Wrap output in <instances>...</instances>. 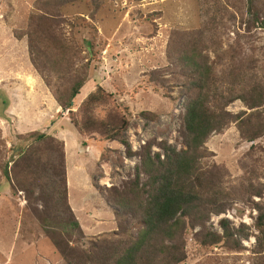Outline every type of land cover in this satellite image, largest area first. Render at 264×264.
<instances>
[{
    "label": "rangeland",
    "instance_id": "374dc122",
    "mask_svg": "<svg viewBox=\"0 0 264 264\" xmlns=\"http://www.w3.org/2000/svg\"><path fill=\"white\" fill-rule=\"evenodd\" d=\"M48 1L0 0V264H67L41 228L42 201L30 200L11 170L14 148L26 146L30 140L24 136L33 131L63 146L68 203L83 235L70 246L86 251L94 244L98 250L124 232L136 237L141 221L109 205L107 189L120 190L134 178L145 145L161 159L162 144L181 147L187 98L177 86L183 81L173 73L177 66L167 58L173 31L206 25L214 30L216 22L207 38L216 48L209 55L217 71L235 68L247 75L248 86L264 87V0H254L252 7L247 0L69 1L54 8L61 22L47 31L48 37L37 39L36 56L26 31ZM47 62L65 68L54 72ZM77 79L84 84L72 108L63 109L51 87L67 88ZM98 90L103 101L87 108V97ZM226 109L234 115L252 111L240 99ZM122 116L128 122L122 135L130 156L120 143L107 140L99 125L117 126ZM204 146L208 156L201 160L202 171L215 173L229 198L223 213L208 215L204 230L221 234L224 219L232 231L243 226L249 236L238 238L239 249L222 242L203 246L201 228L189 218L183 230L186 257L179 264H264V236L258 240L255 227L257 206L264 210V136L247 141L231 122L211 133ZM5 164L9 178L2 175ZM107 233L115 235L99 237Z\"/></svg>",
    "mask_w": 264,
    "mask_h": 264
},
{
    "label": "trees",
    "instance_id": "16d2710c",
    "mask_svg": "<svg viewBox=\"0 0 264 264\" xmlns=\"http://www.w3.org/2000/svg\"><path fill=\"white\" fill-rule=\"evenodd\" d=\"M69 1L74 0H49L40 6V19H32L34 22L26 31L30 53L37 56V39L48 37L47 31L61 22L54 8ZM247 3L252 7L254 0H247ZM213 28L216 29L214 21ZM214 30L206 25L187 32L173 31L168 41L167 58L170 65L177 66L178 72L173 73H179L183 79L177 86L184 88L187 98L181 147L162 144L161 159L159 154L151 155L150 145H145L139 155L140 162L134 167V178L120 190L107 189L109 205L141 221L135 238L124 232V237L98 250L92 243V250L84 248L86 251L70 246L73 238L82 239L83 235L68 203L62 143L48 134L33 131L24 136L30 140L26 146L14 148L16 157L11 170L15 184L30 200L36 197L42 201L45 214L40 216L41 228L67 264H77V261L78 264H179L186 257L183 230L189 218L201 228L198 242L203 246L222 242L231 249H239L238 238L249 236L243 226L232 231L224 219L219 222L221 234L204 230L208 215L223 213L229 199L223 193V182L215 173L210 175L202 171L200 166L201 160L208 156L204 146L206 139L231 122L237 123L240 135L247 141L264 136V87L261 83L248 86L247 75L235 68L217 71L216 61L209 55L215 53L216 48L207 38V33ZM182 36L188 39L186 43L180 38ZM47 63L54 72L65 68L57 62ZM83 84V79H77L67 88L51 87L53 97L63 109H70ZM99 91L87 97L84 103L87 108L103 101ZM236 99L242 100L252 111L231 114L226 108ZM127 123L122 116L117 126L103 122L99 125L104 127L105 138L120 143L125 154L130 156L133 152L122 135ZM88 125H92L91 120ZM8 172L5 164L2 175L9 178ZM141 174L146 175L144 181L140 179ZM250 187L253 193L261 194L258 188ZM257 207L255 227L260 233L257 238L261 240L264 210ZM113 235L107 233L99 237L105 240Z\"/></svg>",
    "mask_w": 264,
    "mask_h": 264
}]
</instances>
